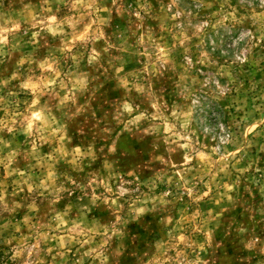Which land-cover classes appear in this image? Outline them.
<instances>
[{"label":"rangeland","instance_id":"obj_1","mask_svg":"<svg viewBox=\"0 0 264 264\" xmlns=\"http://www.w3.org/2000/svg\"><path fill=\"white\" fill-rule=\"evenodd\" d=\"M0 264H264V0H0Z\"/></svg>","mask_w":264,"mask_h":264}]
</instances>
